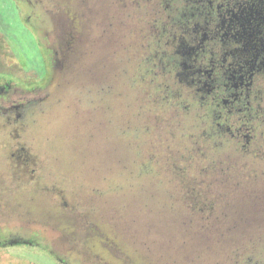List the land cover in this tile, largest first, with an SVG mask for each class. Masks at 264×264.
<instances>
[{
    "label": "rangeland",
    "instance_id": "374dc122",
    "mask_svg": "<svg viewBox=\"0 0 264 264\" xmlns=\"http://www.w3.org/2000/svg\"><path fill=\"white\" fill-rule=\"evenodd\" d=\"M42 1L36 13L47 25L51 19L52 43L65 58L57 66H50L40 34L28 26L24 5L0 0V85L8 82L23 91L0 103V264H264V160L242 154L205 157L200 163L208 172L197 167L187 173L201 179L198 192L189 196L177 183L170 185L176 178L165 170L173 149L169 142L202 146V140L198 134L185 142L171 140L157 128L156 112L120 128L134 106L132 95H112L118 91V60L125 59L128 67L122 70L130 71L133 56L127 49L125 56L118 52L125 31L123 2ZM140 106L147 109L146 101ZM192 122L190 127L198 125ZM143 129L147 136L138 133ZM131 134L146 145L136 163H131L134 146L123 138ZM19 136L17 149L27 145L33 153L28 168L34 175H18L15 188L5 166L8 145ZM150 146L156 147L152 170L158 172L163 162L162 173L141 178L131 172L134 164L146 162ZM41 232L46 251L34 235ZM11 234L32 239L30 245Z\"/></svg>",
    "mask_w": 264,
    "mask_h": 264
},
{
    "label": "flooded vegetation",
    "instance_id": "af4514ba",
    "mask_svg": "<svg viewBox=\"0 0 264 264\" xmlns=\"http://www.w3.org/2000/svg\"><path fill=\"white\" fill-rule=\"evenodd\" d=\"M17 1L25 7V15L29 21L28 26L35 33L40 34V42L50 57V66H57V60L60 57L63 58L62 62L65 61L61 50L52 43L51 19L48 17L49 24L47 25L44 19L40 20L36 13L43 7V1ZM121 1L124 8L122 25L127 37V40L123 42V47L134 55L132 50L134 42L129 41L128 38L133 37L130 34L136 31L138 36L142 40L144 39L145 17L150 10L147 9L145 0ZM176 2L178 8H175V11L182 8L185 13L181 21L174 18V31L170 41L171 45L168 46L174 55L175 62L166 77L169 82L166 81L164 84L167 85L164 87L163 84L158 86V88L163 87V91L157 90L158 88L118 89V91L115 89L112 92V95L115 96H121L123 93L129 97H131L130 94L145 97L142 95L148 93L147 96L150 95L151 99L150 101L141 99L142 102L146 101L147 103V109H145V107L140 108L138 97L132 96L136 97L137 105L129 98L134 102V106H130L128 103L131 111L125 117L120 128L129 129L128 124L143 121L146 115L143 113L155 114L156 112L157 128L159 127L170 134L171 140L185 142L189 137L194 138L197 134L200 135L198 138L202 140V146L195 142L175 144L170 141L169 143H173L172 148L178 146L182 149H193L203 159L207 152L210 157L208 155L206 157L212 161L220 160V158L224 160L223 156L242 154L245 158L263 162L264 0H176ZM47 13L49 14V11ZM107 28H109L108 25ZM158 29L162 30L159 27ZM140 46L144 47V44H140ZM155 79L149 84L156 83ZM142 84L144 85L145 82ZM18 92L22 93L23 91H18L8 82L3 86L0 85V103L5 102L10 96H16ZM160 96H164V98ZM28 100L25 99V103L29 102ZM17 107L18 104H15L11 109ZM124 109L129 110L126 104ZM108 111L111 114L114 112L109 106ZM169 111L172 114H169ZM190 112H195L198 118L194 121L198 125L190 127L191 124H188L187 120H183L180 122L183 134L179 135L177 117L181 113L189 116ZM132 116L133 118L137 116V121H133ZM168 119L171 121L169 122ZM14 125L16 128L20 126L17 120L14 121ZM193 130L195 134H190V131ZM145 131L147 130L143 129L138 133L142 132L147 136ZM123 138L128 145L130 143L132 147L134 146L132 148L134 157L131 163H136L141 158L138 156L140 151L145 150L144 141L132 139V134L128 138ZM16 139L19 142L23 141L20 136L19 138L12 137L11 140L14 142L8 145V150L11 149V152L6 151L7 155L8 153L11 155L9 159L11 162L6 160V166L10 165L11 168L7 169L5 166V174L10 179V184L15 185V188L18 175L28 174L29 171L32 172L31 175L28 174L30 177L34 175V169L29 170L30 168H28L29 163L32 162L31 155L33 153L28 150L27 145H22L17 149V145L22 143L18 142L17 144ZM172 151L173 149L170 153ZM155 154H148L149 159H153L152 155ZM134 165L136 166L131 173H135L141 178L145 175L153 176L155 173L151 168L152 160L139 167L138 164ZM124 172L127 171L124 169ZM157 174H160L159 171ZM121 175L124 176V174ZM3 176L0 173V183L2 184L4 183ZM108 181L110 180H106L105 189ZM12 188L10 185L6 190L10 191ZM114 188L118 189L119 187L114 185ZM114 188L105 191L112 192L115 191ZM16 235L11 234L10 237L24 245H30L32 239L20 240ZM34 235L40 240L44 251H46L47 247L42 243L45 240V235L42 232ZM0 246H4L1 232Z\"/></svg>",
    "mask_w": 264,
    "mask_h": 264
},
{
    "label": "trees",
    "instance_id": "16d2710c",
    "mask_svg": "<svg viewBox=\"0 0 264 264\" xmlns=\"http://www.w3.org/2000/svg\"><path fill=\"white\" fill-rule=\"evenodd\" d=\"M145 4L147 9L150 10V12L147 13L145 17L146 23L144 24L145 25L144 39L142 40V38L138 36V32L136 31L130 34L135 38L134 39L135 41L137 40L139 41L137 43L133 41L134 42L133 46L135 48L133 47L132 50L133 53L135 54L137 53V55L135 56L133 55L131 60H129L131 69L130 71L127 69H124V71L122 70L124 66H127V61L125 59L124 60L122 59V61L118 60V66L120 70L118 71L115 70V75H117L116 76L117 88L120 90L132 89V88H140V89L158 88L160 84H163L162 86L164 87L165 85H167L164 83L166 81L169 82V80H167L166 77L172 67V64L175 62L174 55L172 54L171 49L168 45H171L170 41L172 39V33L174 31V24H175L174 18H176L177 21H181L182 16L185 12L183 11L182 8H179L178 10L175 11V8L176 9L178 8L176 0H145ZM158 27L162 30L159 31ZM125 36L126 33L124 32L122 37L123 42L125 41ZM122 41H121V46L118 49V52H122L123 55L125 56L126 52H125V48L123 47L124 44ZM143 41H146L147 45L141 47L140 42ZM125 72H127L126 76L123 75ZM123 78L129 80V83H127V81H124ZM154 79L156 83H154L153 85L149 84V82L153 81ZM143 82H145L144 85L142 84ZM163 87L158 88L157 90L163 91L162 90ZM130 95L138 97L139 104L143 103L141 101L142 98L148 101L151 100L150 98L148 99V96L145 99V97H141V96L139 97L138 95L135 94H130ZM136 97L132 98L133 101L135 102V105H137ZM160 97L164 98V96L163 97L160 96ZM169 114H172V112L170 113L169 111ZM185 115L187 114H183V115L182 113L179 114L176 120L179 126L178 127L179 129L177 130L180 131L179 135L180 133L183 134V130L180 129L181 128L180 122H182L183 120H187L189 124L192 122V120H197L198 118L195 112H190L188 114L189 116H185ZM132 120L137 121V116H135L134 118L132 116ZM168 121L170 122L171 119H168ZM199 136L200 135H198V137ZM144 153L147 155V157L145 158L146 163H150L152 159H149L148 154H155L156 147H149ZM204 155L206 157V155H208L207 152ZM200 156L201 155L199 153L195 152L193 149L190 148L188 149H182L180 147L173 148L171 154L169 156L167 155V157L165 158V170L166 173L174 176L176 179L172 181H168V183L170 182V185L177 183L180 187L179 188L180 191L187 192L189 196L191 195L193 196V194L198 192V184H200L201 179H199L198 181L196 177L191 176L192 169L198 167L197 168L198 171L202 170L208 172L209 168L207 164H204L203 166L202 162L210 157L208 155L209 157L203 159V158H199ZM200 160H202L201 163ZM194 161H198V163H195ZM158 167H159V172H161L160 167L161 169H163V162ZM187 173L191 175H187ZM159 175H157V172L153 174V176L154 177L156 176V178H158ZM204 176L209 177L207 174ZM250 177L252 176L250 175ZM191 178H193V180H191ZM210 181L214 185V182L212 180ZM191 200L192 202H194L193 198ZM178 201L183 202V198L179 197ZM238 222H241L240 218L238 219ZM244 225L249 226L247 225V222H245ZM258 243H260V241ZM238 251L242 255L245 256L249 255V253L245 254L244 251H240V250ZM228 264H235V262L231 260V262H229Z\"/></svg>",
    "mask_w": 264,
    "mask_h": 264
},
{
    "label": "water",
    "instance_id": "95a60500",
    "mask_svg": "<svg viewBox=\"0 0 264 264\" xmlns=\"http://www.w3.org/2000/svg\"><path fill=\"white\" fill-rule=\"evenodd\" d=\"M241 217V216H240Z\"/></svg>",
    "mask_w": 264,
    "mask_h": 264
}]
</instances>
